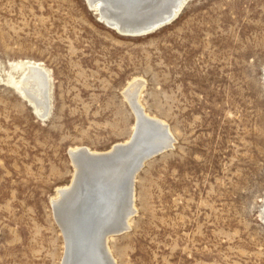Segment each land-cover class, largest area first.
I'll return each instance as SVG.
<instances>
[{
    "label": "rangeland",
    "instance_id": "rangeland-1",
    "mask_svg": "<svg viewBox=\"0 0 264 264\" xmlns=\"http://www.w3.org/2000/svg\"><path fill=\"white\" fill-rule=\"evenodd\" d=\"M29 64L48 76L44 118L20 91ZM135 82L171 142L135 171L114 263L264 264V0H184L134 36L87 0H0V264H62L69 153L131 140Z\"/></svg>",
    "mask_w": 264,
    "mask_h": 264
},
{
    "label": "bare ground",
    "instance_id": "bare-ground-1",
    "mask_svg": "<svg viewBox=\"0 0 264 264\" xmlns=\"http://www.w3.org/2000/svg\"><path fill=\"white\" fill-rule=\"evenodd\" d=\"M87 2L90 8L96 7L102 22L110 28L134 36L150 33L168 23L184 0ZM48 85L45 71L31 64L19 83L21 94L33 103L37 115L43 118L47 115ZM132 89L134 92L138 89L136 82L126 91L137 120L131 140L105 153L86 149L69 153L75 175L70 186L59 191V200L52 202L66 246L62 264H115L107 239L128 228L127 219L133 212L131 181L135 171L142 161L166 149L171 142L163 123L147 117L138 104L132 102L136 98Z\"/></svg>",
    "mask_w": 264,
    "mask_h": 264
}]
</instances>
